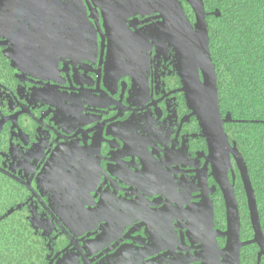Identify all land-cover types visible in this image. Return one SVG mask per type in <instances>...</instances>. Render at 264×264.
Returning <instances> with one entry per match:
<instances>
[{
    "label": "flooded vegetation",
    "instance_id": "flooded-vegetation-1",
    "mask_svg": "<svg viewBox=\"0 0 264 264\" xmlns=\"http://www.w3.org/2000/svg\"><path fill=\"white\" fill-rule=\"evenodd\" d=\"M123 1L0 0V264H264L263 209L233 138L261 121L219 102L259 235L238 160L212 152L160 14Z\"/></svg>",
    "mask_w": 264,
    "mask_h": 264
},
{
    "label": "trees",
    "instance_id": "trees-1",
    "mask_svg": "<svg viewBox=\"0 0 264 264\" xmlns=\"http://www.w3.org/2000/svg\"><path fill=\"white\" fill-rule=\"evenodd\" d=\"M181 1L193 21L191 8ZM203 1L207 11L222 13L208 21L220 107L234 118L261 121L240 124L233 138L242 149L264 214V0Z\"/></svg>",
    "mask_w": 264,
    "mask_h": 264
},
{
    "label": "water",
    "instance_id": "water-1",
    "mask_svg": "<svg viewBox=\"0 0 264 264\" xmlns=\"http://www.w3.org/2000/svg\"><path fill=\"white\" fill-rule=\"evenodd\" d=\"M131 1L135 6L149 4L160 14L162 22L158 32L168 43L177 47V70L188 104L199 119L212 152L226 150L237 158L248 196L253 227L256 234L261 235L258 209L246 165L239 152L229 145L223 128V123L228 119L222 120L220 114L218 77L210 50L208 17H220L222 13H207L203 0H184L194 13L193 25L181 0ZM85 24L88 25L87 18ZM225 198L229 209L230 228L237 234L239 216L233 190H225Z\"/></svg>",
    "mask_w": 264,
    "mask_h": 264
}]
</instances>
